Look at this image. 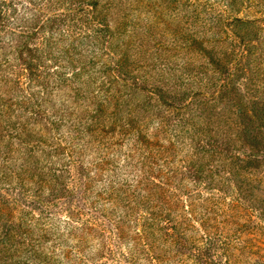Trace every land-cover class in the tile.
I'll list each match as a JSON object with an SVG mask.
<instances>
[{"label": "rangeland", "instance_id": "1", "mask_svg": "<svg viewBox=\"0 0 264 264\" xmlns=\"http://www.w3.org/2000/svg\"><path fill=\"white\" fill-rule=\"evenodd\" d=\"M95 1L98 5L91 6ZM17 4L15 44L17 35L26 32L31 54L50 68L70 67L64 56L73 55L74 63L78 52L89 58L94 75L101 68L118 70L117 82L99 104H107L118 125L126 122L127 113L129 118V129L121 128L119 136L109 131L113 144L107 157L90 151L82 160L85 165L96 164L86 203H94L108 218L99 214L85 220L89 226L82 229L75 220L77 227H65L70 219L63 212L54 214L49 225L53 233L42 247L52 261L43 264H124L117 253L126 256L132 248L140 264H155L152 257L161 264L182 260L163 241L156 228L159 223H149L151 214L155 211L158 216L160 211V193L167 200L160 205L162 210H182L183 196L194 188L183 180L179 185L163 184V191L147 186L144 178H162L166 183L195 178L187 171L191 160L204 161L200 178L220 180L221 191L211 190L220 197L213 210L228 211L230 198L240 203L235 222L222 230L232 237L222 264H264V0H18ZM36 28V35L28 32ZM47 45L51 55L44 53ZM55 54L64 56L56 60ZM149 85L163 89L151 90ZM194 91H202V96H194ZM208 128L212 133L219 128V135L235 140L231 151L235 156L228 160L225 152L217 154L224 167L212 174L206 173L210 166L205 162L212 151H198L196 146L197 134ZM139 132L143 136H137ZM52 147H44L52 159L70 162L66 149L56 155ZM230 166L233 178L227 173ZM69 179L75 178H61ZM176 199L178 204H172ZM81 212L90 213L86 207ZM111 221H122L119 241L113 237ZM215 224L220 226L219 221ZM185 262L196 264L191 259Z\"/></svg>", "mask_w": 264, "mask_h": 264}, {"label": "trees", "instance_id": "2", "mask_svg": "<svg viewBox=\"0 0 264 264\" xmlns=\"http://www.w3.org/2000/svg\"><path fill=\"white\" fill-rule=\"evenodd\" d=\"M17 1L0 0V264H43L44 260L52 261L42 247L53 233L49 225L55 220L54 214L63 212L70 219L64 222L65 227H77L75 220L82 229L89 226L85 220L99 217V214L106 217L94 203H86L96 164L85 165L82 160L90 151L107 157V149L113 144L112 139L108 140L109 131L119 136L121 128L129 129L126 126L129 118L127 113L124 116L126 122L118 125L111 118L113 112L107 111V104H99V99L105 100L108 90L117 82L118 70L101 68L100 73L94 75L90 71L93 66L89 58L86 60V56L78 52L74 63L73 55L60 54L68 56L70 67L62 64L50 68L31 54L32 49L26 45V32L17 35L19 42L15 44L14 25L19 20ZM90 3L91 6L98 5L96 1ZM28 32L36 35L38 29ZM47 47L44 53L51 55ZM15 49L19 52L9 55ZM60 55L53 57L57 60ZM101 73L105 78L103 82ZM146 87L155 91L163 89L157 85ZM193 95L202 96V91H194ZM219 128L214 133L208 128L197 134L198 151H212L205 161L210 166L207 174L224 167L220 158L217 160V154L225 152L224 158L228 160L235 156L231 153L235 140L219 135ZM229 134L236 135L234 131ZM137 136L143 135L139 132ZM64 141L67 146L61 143ZM44 147H52L56 155L66 149L70 162H57L58 159H52ZM203 162L191 160L187 164V171L195 178H174L169 183L162 182V178H144L147 186L150 184L163 191V184L179 185L183 180L189 181L194 188L183 196L182 210L176 207L162 210L160 205L167 200L160 193L158 216L155 211L151 214L149 224L159 223L156 228L163 241L175 248L174 253L182 258L173 264H186L185 261L190 259L196 264L207 261L222 264L228 253L224 251L231 246V234L222 230L235 222L237 204L240 203L230 198L226 201L228 211L213 210L220 197L211 190L215 188L220 192L222 188L218 178L205 175L200 178ZM227 169L233 178L232 167ZM61 178L75 179L63 181ZM177 201L179 199L172 204H178ZM85 207L90 212L88 215L81 212ZM244 211L248 220L251 219L252 214L247 209ZM216 221L220 226L215 224ZM111 224L115 226L113 237L121 240L122 221H111ZM132 251L133 248L126 256L117 253V257L122 256L124 264H140ZM152 258L155 264H161L160 259Z\"/></svg>", "mask_w": 264, "mask_h": 264}]
</instances>
